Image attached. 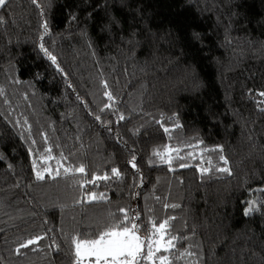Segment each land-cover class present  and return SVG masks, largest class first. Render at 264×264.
Listing matches in <instances>:
<instances>
[{
    "label": "trees",
    "instance_id": "trees-1",
    "mask_svg": "<svg viewBox=\"0 0 264 264\" xmlns=\"http://www.w3.org/2000/svg\"><path fill=\"white\" fill-rule=\"evenodd\" d=\"M260 93L264 0H6L0 264H73L125 214L175 238L142 264H264Z\"/></svg>",
    "mask_w": 264,
    "mask_h": 264
},
{
    "label": "snow or ice",
    "instance_id": "snow-or-ice-1",
    "mask_svg": "<svg viewBox=\"0 0 264 264\" xmlns=\"http://www.w3.org/2000/svg\"><path fill=\"white\" fill-rule=\"evenodd\" d=\"M33 2L35 3V0H33ZM5 4L6 0H0V6H4ZM43 27L45 28V31H47V24L43 25ZM41 51L44 52L52 64H56V57L51 55L48 50L43 47V45H41ZM57 70L61 71L58 65ZM106 95L110 100L112 99L110 94L106 93ZM260 95L264 96V93H260ZM105 107H108V105ZM97 119H99V117H97ZM121 119H123V117H121ZM167 131L168 129L165 128V132ZM33 143H35V141H33ZM217 150L220 152L223 151L221 147H218ZM154 154L162 156L159 152H155ZM219 158L223 164H228V160L224 155H220ZM166 162L171 163V158L169 157ZM185 166L187 165H181V167ZM133 167H135L134 163ZM217 170L228 172L230 174V169L227 167L219 168ZM33 171L36 173L37 180H43L45 178L43 172L37 169L36 161H33ZM44 171L51 174L50 169L45 168ZM74 171L83 173L85 169L80 167ZM202 171L207 172L208 169L204 168ZM64 172L68 173L69 169L65 168ZM112 174L116 177H119L120 175L119 171L115 168L112 169ZM56 175H60V173L57 172ZM107 178L108 177H101V179ZM95 179L96 178L94 177L93 181L89 182H94ZM80 187L83 188L84 184H80ZM103 199H105V197L102 194L97 196L95 193H92L88 196L89 201ZM252 210L253 209L250 207L246 210V214ZM120 212L123 213L125 210L121 208ZM114 219V223L106 224L103 230L100 231L94 238H72L71 244L74 255L73 264H84L85 260H88L89 264H142L144 261H152L154 259L155 253L153 251V245H155V252H160L162 249L164 251H169L173 245V240L175 239L174 237L165 240L166 236H170V233L167 232L169 224L167 220L159 223L158 227L154 225L153 235L147 240V252L145 254L143 248L146 240L137 235L140 231V227L135 223L139 217H133L131 219V227H129L126 223L129 222L127 214H125L123 220ZM157 234H159V239L155 238ZM41 239H43V237L37 236L21 243L16 249L17 253H19L20 249L28 248L29 246L36 244ZM159 260L160 264H167L168 257L161 255Z\"/></svg>",
    "mask_w": 264,
    "mask_h": 264
},
{
    "label": "rangeland",
    "instance_id": "rangeland-1",
    "mask_svg": "<svg viewBox=\"0 0 264 264\" xmlns=\"http://www.w3.org/2000/svg\"><path fill=\"white\" fill-rule=\"evenodd\" d=\"M159 238H160V237H159V235H158V237H157L156 239H159ZM146 245H147V244L144 245V248H145ZM144 248H143V249H144ZM153 251H155V245H153ZM84 264H89V261H88V260H85Z\"/></svg>",
    "mask_w": 264,
    "mask_h": 264
}]
</instances>
